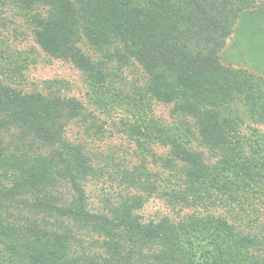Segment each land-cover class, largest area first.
Instances as JSON below:
<instances>
[{"label":"trees","instance_id":"obj_1","mask_svg":"<svg viewBox=\"0 0 264 264\" xmlns=\"http://www.w3.org/2000/svg\"><path fill=\"white\" fill-rule=\"evenodd\" d=\"M15 4L45 9L29 19L35 42L95 89L108 65L135 62L150 96L194 121L207 150L166 138L168 163H180L181 207L262 199L264 79L221 59L256 0H0V24ZM83 118L80 100L26 93L0 73V264H264L261 228L216 215L144 220L145 197L130 191L94 206L88 184L99 171L68 138Z\"/></svg>","mask_w":264,"mask_h":264},{"label":"rangeland","instance_id":"obj_2","mask_svg":"<svg viewBox=\"0 0 264 264\" xmlns=\"http://www.w3.org/2000/svg\"><path fill=\"white\" fill-rule=\"evenodd\" d=\"M34 10L45 11L37 6ZM35 12L18 4L3 7L0 73L6 83L26 93L76 98L83 103L87 118L71 125L68 138L85 145L99 171L88 184L94 206L130 191L145 197L138 212L144 220L216 215L227 217L238 227H257L264 232V195L228 208L181 207L177 202L183 188L180 163H168L166 138H178L198 151L207 150L194 121L153 99L147 92V75L135 62L108 65L106 86L95 89L84 72L51 58L37 45L29 20ZM82 48L94 61L101 59L87 44ZM221 59L226 66L264 79V0H256L254 8L241 15ZM259 128L264 132V124Z\"/></svg>","mask_w":264,"mask_h":264}]
</instances>
